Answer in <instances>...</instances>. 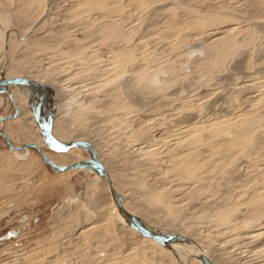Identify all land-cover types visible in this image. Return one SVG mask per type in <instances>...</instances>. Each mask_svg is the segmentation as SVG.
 <instances>
[{"label":"rangeland","instance_id":"374dc122","mask_svg":"<svg viewBox=\"0 0 264 264\" xmlns=\"http://www.w3.org/2000/svg\"><path fill=\"white\" fill-rule=\"evenodd\" d=\"M11 28L33 35L21 40L12 32L7 59L5 33ZM121 43L136 50L119 73L110 50ZM60 52L69 56L57 59ZM8 63L12 76L51 68L54 81L67 88L65 110L78 117L119 115L120 103L127 101V121L116 128L124 126L131 145L144 144L145 150L123 151L139 160L120 162L112 176L121 194L133 196L137 207L161 221L139 218L165 232L191 229L215 262L264 264V250L258 254L264 248L250 249L264 234L244 238L264 227V0H0V70ZM115 73L113 82L104 81ZM238 85L247 87L234 90ZM16 87L10 89L18 92ZM87 87L96 88L88 94ZM69 95L81 102L85 96L86 102L71 104ZM57 102L49 104L55 105L53 119ZM12 112L0 94V116ZM133 116L141 128L135 129ZM8 130L15 145L25 144L16 122ZM6 150L0 136V153ZM32 151L34 171L0 170V264H102L105 257L112 259L105 264L193 261L185 263L161 244H133L128 228L112 217L92 223L86 203L91 181L83 171L63 178ZM73 151L76 158L88 157ZM103 159L112 164L109 156ZM15 229L18 235L9 236Z\"/></svg>","mask_w":264,"mask_h":264},{"label":"bare ground","instance_id":"6f19581e","mask_svg":"<svg viewBox=\"0 0 264 264\" xmlns=\"http://www.w3.org/2000/svg\"><path fill=\"white\" fill-rule=\"evenodd\" d=\"M47 13H48V9H46V12H45V14L43 16L46 17V15H48ZM41 20H38L37 22L40 23ZM12 32H15L17 34V37L19 39H21V40L26 39L27 37H28L27 39L29 40V39H31V36L33 35L31 33L29 36L28 35L27 36L26 35L25 36H20L19 35L20 31L17 28H11V29L7 30L6 33H5L6 34V37H5L6 47H5V43H4V51H5V56H6L7 59H9L8 58V56H9V54H8L9 53L8 52V50H9V37H10V34ZM32 40L41 41L43 39L42 38H33ZM134 50H136L134 45H126L124 43L115 45L114 48L110 50L111 57L116 60L115 65H116V67H118L117 69H119L118 70L119 73L122 72V67H123V65L125 66L126 62L133 61L135 59V54H133ZM58 55H61V56H59L57 59L62 58V56L63 57H68L69 56V54L64 53V52H60ZM52 60H53V58H52ZM92 63H95V62L92 61ZM90 65H91V63H90ZM126 65H127V63H126ZM96 68H97V66H96ZM85 69L87 71L84 70V72H87L88 76H90L91 75L90 74L91 70L89 68H85ZM99 69H100V66H99ZM75 70H76L75 73L77 71H79L77 69H75ZM93 70H94V67H93ZM50 71H51V68L47 67V69H44V71H42V73H39V74L38 73L37 74H34V73L24 74V73L18 71L19 72L18 74L13 75V76H23V77H26V78L33 79V80L43 84L44 88L36 89V88H32V87L18 86V87H16L18 89V92H17L15 90H11L10 86H12V85H10L9 86V90L11 92V96H12L13 102L19 108V113H18L17 116H15L12 119H4V120L0 121V126L3 127V130H0V131L3 132L11 140V142H12V144L14 146H20V145H15L14 144V142L10 138V132L8 130L9 129V122H11V121L16 122V125L18 126L19 131H20V133H19L20 139L22 141H24V143L33 142V143L37 144L41 148L42 152L52 162H54L57 165H67V164L74 163L76 161H86L88 158H90L89 150L87 148H84V147H81V146L70 147L66 151H62V152L54 151V150L50 149V147L48 145V140H49L48 137H47L48 133H47V131L43 130L42 128H39L38 127V123L41 124V123L49 122L50 123V134H51V136H53L61 144H67V143L72 142V141H86V142H88L89 144H91L93 150L95 151V154H96L98 160L101 162V164L103 165V167H104L105 171L107 172L109 178L111 179L112 186L116 190V192L118 193L119 201L121 202L122 206L128 212L132 213L136 218H138L140 223H141V225L144 228H147V229H149L152 232L157 233V234L176 233V234H179L181 236L190 238L191 241L174 240V241H170V242H166V243H159V242H156L155 240H153V239H151L149 237H145V236H142L141 234H139L135 229L130 227L129 222L126 219V217L123 214H121L116 209V207H115V205H114V203L112 201V198H111V195H110V192H109V189H108V186H107V183H106L105 179L102 178V177H99L96 174V172H94L93 170H91L89 168H70V169L57 171V172L54 171L55 174H60V175H62L63 178L67 177L69 174L75 173L76 171H83L84 175L87 176L86 178L89 179V181H91V183L89 182L86 185V188H87L88 191H91L92 195L91 196H86V203H88L90 208H91L89 210L92 212L93 217L89 215L91 217V218L90 217L89 218H90L92 223H98V222H102V221H107L110 217H112L117 222H119V224L122 227L128 228V230L130 231L129 234H132L134 236V238H135V242L133 243L135 245H137L138 243H141V244H144L146 246H151L152 247V246L161 244L162 246H166L168 249H171L174 253H177V255H179L180 257H182L184 259L185 263H186V261H188V258L191 257L193 261L192 262L189 261V264H201V262L199 260V253H201L204 256H206L208 261L211 264H223L221 262H215L214 257H213L214 253L212 252V250H209V251L205 250L204 248L206 247V244H204V242H202V240L199 238L200 236L199 237L196 236V234H194L191 229H189L188 227H187L188 229H186V227L185 228H179L178 230H172L171 229V232L170 231L169 232L168 231L167 232L162 231L163 229L161 230L159 227H157L158 228L157 229L155 225L157 223L159 224L161 220L156 218L155 214H154V216H152V215L149 214L148 210L141 209V207H137V203H135V200H134L133 196H131L130 199H129V197H125L123 194H121L119 186L115 182V180H114V178L112 176V172L118 171V170L120 171V169L122 167V164H119L120 162L121 163L122 162H127L128 163V162H131L132 160H139L138 156L137 157L134 156V155L125 156L124 154L121 155V153H123V151H125V152L129 153V155H130L131 153H135V152L138 153L139 149H142L141 151L145 150V148H144L145 145L144 144H138V145H136L135 148H134L133 145H131V143L133 141L128 139V137H129L128 131L125 130L124 126H121L120 130H118L116 128L119 125V123H122L123 121L126 120V117H127V116L125 117V115H127L126 114V110H128L130 108V106L128 105V102L127 101H125V102L123 101V102L120 103V106H121L120 110H121L122 114H119V115L116 114V113H113V114H110V115L106 114V115H104L101 118H96L93 115L84 116V117H78V116H76V115H74L72 113V110H69V109L65 110L68 107V106H66L68 104L65 103L66 102L65 99H66V97L68 95V93H66L67 92V88L59 87L58 80L54 81L55 78L51 74ZM2 73H3V77H5V78L13 77L12 74H11L10 63H8L7 67H5V66L3 67V72ZM105 74H107V73H105ZM99 75H101V74H99ZM118 76H119V74L115 73L114 76L109 78L108 80H104L105 77H104L103 80L106 83H108L110 81L113 82V79L115 77H118ZM124 76H126V75H124ZM0 77H1V74H0ZM100 79H101V77H100ZM124 82H126V81H124ZM88 84L90 85V83H88ZM84 85H86V84H84ZM100 85H97V86H99L101 88ZM14 86H17V85H14ZM70 86L71 85H69L68 88H70ZM93 86H95V85H93ZM127 86H129V85H127ZM90 87H92V86H90ZM244 87H247V86L246 85H238L237 88H234V90H236V89L240 90V89H242ZM95 88L96 87L91 88L89 90L88 87H87V91L88 90L91 91L92 89L94 90ZM240 92H241V90H240ZM0 94H5V93H0ZM88 94H90V92ZM238 94H239V92H238ZM69 96L71 98V100H70L71 104L78 105V103L82 104V103L86 102L85 96H84V98H83V96L81 97L82 99L85 100L83 102L79 101L76 98V96H74V95L73 96L69 95ZM227 96H228V94H227ZM89 97H91V96L89 95ZM186 99L183 98V100H186ZM38 100H40V104L36 105ZM183 100H181V102ZM56 101H58L57 102V110H58V112H57L56 117L53 119V112L55 110L54 109L55 105H53V109H52V108H49L50 107L49 104H55ZM171 101H172V99H171ZM22 102H25V103L23 104ZM166 103H165V105H166ZM189 103L191 104V102H189ZM189 103H187V104H189ZM177 107H179V106H177ZM185 107H186V105L184 106V108ZM133 108H136V106L133 107ZM181 108H182L181 110H183V107H181ZM35 109L37 111L38 123L35 122V120L33 118V114H32ZM133 111L137 113V110L133 109ZM140 112H142V111H140ZM8 115L9 114H6V115H2L0 117L8 116ZM61 115L63 117H66L68 119V121H70V123L69 124L64 123L62 121V119H60ZM182 116H183V114H182ZM88 118L92 119L93 123L85 125L84 122L86 120H88ZM133 119L136 122L135 129L141 128V126H140V124H141L140 118L136 117V116H133ZM191 119H192V117H191ZM3 121L6 122V123H3ZM160 121H163V120H160ZM191 121H187L186 119L185 120H183V119L179 120V122H191ZM79 123L82 124V125L79 126L78 125ZM102 123L105 124L106 126H104V127H103V125L101 126ZM156 123H158V122H156ZM170 125H171V122H170ZM170 125H169V128H170ZM173 125L171 127H173ZM177 125H176V127H178ZM58 127L60 129L64 130V131H66L67 135L66 134L64 135L61 132L57 131ZM195 127H196V125H195ZM182 128H184V127H182ZM175 130H173V131L171 130V131L174 133ZM199 130H201V128ZM169 131H170V129H169ZM161 133L163 135L164 132H161ZM174 135H176V134H174ZM111 142H113L114 145ZM157 144H159V143H157ZM220 145L218 144V146H220ZM151 147H152V145H151ZM213 147H215V145H213ZM32 148L33 147H28V148H22V149H17V150H12L11 148H9L10 150H6L4 152H1L0 153V170L4 171V169L13 168V169H16V170L19 169V170H22V171H25V172H28V173L31 172V171H34L35 168H36L37 161H35V157H34V153L32 151ZM45 148H47V149L49 148L54 153L44 151ZM218 148H220V147H218ZM33 149H35V148H33ZM213 149H215V148H213ZM20 150H22L24 152L23 153H18ZM73 150L84 151L88 155V157L84 158V156H83V157L76 158L73 155L74 153H72V152H74ZM217 150H219V149H217ZM147 151H148V149H147ZM198 153H200V152H198ZM10 154H12V156H10ZM16 154L23 155V156H21V158H18L16 156ZM103 155H107V156L110 157V159L112 160V164L111 165H108L106 163V161L103 159ZM195 160L197 161V159H195ZM184 162H186V161H184ZM2 171H0L1 176H2ZM8 171H9V169H8ZM6 172L7 171L5 170V173ZM39 179H40V177H39ZM87 182H88V180H87ZM87 195H89V193ZM227 196H229V195H227ZM220 198H222V197H220ZM79 205H83L84 206V204L80 203V202H79ZM222 209H225V208H222ZM90 211H89V214H91ZM84 214L86 216V213H84ZM139 217H141L142 219H146V217H150L152 219L153 223H155V225H151L152 223L149 224L148 222L142 220ZM85 218L86 217H84V219ZM82 221H83V219H82ZM262 234H264V227H259V228H255V229L250 230L247 233H245V237L244 238H246V239L247 238H252V237L253 238L254 237L258 238ZM16 235H18L17 229L13 230V232L9 236H11V237L14 236L15 237ZM125 237H127V235ZM120 238H124V236L123 237L120 236ZM250 247H251L250 249H252V248L253 249H255V248H257V249L258 248H264V241H259L256 245H253V246H250ZM239 250L241 252L243 251L241 249H239ZM263 250L264 249H261V251L258 252V254L259 253H263ZM247 252H248V250H247ZM212 260H214V261H212ZM99 261L102 262V264H105L107 261H112V259H111V257H105L103 259H100Z\"/></svg>","mask_w":264,"mask_h":264},{"label":"water","instance_id":"95a60500","mask_svg":"<svg viewBox=\"0 0 264 264\" xmlns=\"http://www.w3.org/2000/svg\"><path fill=\"white\" fill-rule=\"evenodd\" d=\"M5 47H6V42H5ZM2 67L0 70V74H1V77H0V93L6 94V97L12 106L13 112L11 114H9L8 116L0 117V121H2L4 119H12L15 116H17L19 113V108L13 102L11 92L9 90L10 85L32 87V88H36V89L44 88L43 84H41V83H39L33 79L26 78L23 76H13L10 78L3 77V73H2L3 68ZM39 104H40V100H38L36 105H39ZM32 114H33V118H34L35 122L38 123L36 109L33 111ZM38 127L47 131V133H48L47 137L49 139L48 145H49L50 149H52L54 151L62 152V151H66L70 147L81 146V147L87 148L89 150L90 158H88L86 161H76L74 163L67 164V165H57L54 162H52L42 152L41 148L37 144H35L33 142H27V143L22 144L20 146H14L12 144L11 140L1 131H0V136L3 139V141L5 142V144L9 148H11L12 150L28 148V147L35 148L37 150L40 158H41V161L44 164H47L52 171L57 172V171H62V170L70 169V168H89V169L93 170L94 172H96V174L99 177H102L105 179L107 186H108V189H109V192H110V195H111V198H112V201H113L116 209L126 217V219L129 222L130 227L135 229L142 236L149 237V238H151V239H153L159 243H166V242H170V241H174V240L191 241L190 238L181 236V235L176 234V233L157 234V233H154L147 228H144L141 225L139 219L136 218L132 213L128 212L122 206L121 202L119 201V195L116 192V190L113 188L112 183H111V179L109 178V176H108L107 172L105 171L101 162L98 160V158L95 154V151L93 150L91 144H89L86 141H72V142H69L67 144H61L53 136H51V134H50V123L49 122H45V123H41V124L38 123ZM199 260H200L201 264H211L208 261L207 257L201 253H199Z\"/></svg>","mask_w":264,"mask_h":264},{"label":"flooded vegetation","instance_id":"af4514ba","mask_svg":"<svg viewBox=\"0 0 264 264\" xmlns=\"http://www.w3.org/2000/svg\"><path fill=\"white\" fill-rule=\"evenodd\" d=\"M4 122V121H3Z\"/></svg>","mask_w":264,"mask_h":264}]
</instances>
